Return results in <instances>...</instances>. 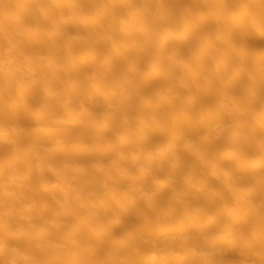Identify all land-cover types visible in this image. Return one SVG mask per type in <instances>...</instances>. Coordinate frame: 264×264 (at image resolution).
Returning a JSON list of instances; mask_svg holds the SVG:
<instances>
[{
	"label": "bare ground",
	"instance_id": "6f19581e",
	"mask_svg": "<svg viewBox=\"0 0 264 264\" xmlns=\"http://www.w3.org/2000/svg\"><path fill=\"white\" fill-rule=\"evenodd\" d=\"M0 264H264V0H0Z\"/></svg>",
	"mask_w": 264,
	"mask_h": 264
}]
</instances>
